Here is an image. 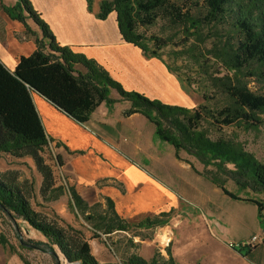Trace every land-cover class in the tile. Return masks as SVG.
Wrapping results in <instances>:
<instances>
[{
	"label": "trees",
	"instance_id": "obj_1",
	"mask_svg": "<svg viewBox=\"0 0 264 264\" xmlns=\"http://www.w3.org/2000/svg\"><path fill=\"white\" fill-rule=\"evenodd\" d=\"M93 1L86 0L88 11L92 10ZM0 7L10 19L23 24L26 37L35 43L32 53L20 56L13 70L0 61V153L33 161L41 178L38 194L43 202L57 200L67 190L70 211L78 222L73 225L35 210L31 203L34 180L19 181L16 170L3 171L0 212L12 219L20 218L45 239L24 240L20 236L24 246L50 254L53 264H60L56 250L67 263L103 264L93 255L89 244L90 239L103 237L102 242L116 256L114 262L106 264H177L171 243L164 248L165 254L154 248L152 255L144 258L136 252L132 237V251L117 255L108 242L113 233L166 225L173 208L128 219L117 213L109 197L89 205L65 176L58 184L53 166L44 154L55 148L50 146L52 138L45 131L33 94L78 124H85L102 102L111 110L115 103L128 101L130 106L122 112L123 116L142 114L154 126V138L172 145L177 159L184 160L179 152H187L203 164V174L223 194L256 206L264 246V198H241L225 187L229 178L243 190L264 193V163L227 139H212L204 128L205 123L248 127L264 123L260 116L264 114V93H255L248 86L253 80L264 81V0H99L96 18L103 20L115 12L121 38L139 47L144 56L160 59L170 71L172 68L163 59L165 48L171 47L175 61L192 58L200 73H207L214 94L223 96L222 103L211 109L202 104L189 109L126 90L96 60L60 45L29 0H16L12 6L1 2ZM28 19L39 33L29 27ZM160 20L179 29L183 38L175 42L168 35L146 37L141 29ZM112 90L117 97L111 95ZM59 145L55 143V147ZM54 157L61 168V155L55 153ZM249 252L248 248L247 255Z\"/></svg>",
	"mask_w": 264,
	"mask_h": 264
},
{
	"label": "rangeland",
	"instance_id": "obj_2",
	"mask_svg": "<svg viewBox=\"0 0 264 264\" xmlns=\"http://www.w3.org/2000/svg\"><path fill=\"white\" fill-rule=\"evenodd\" d=\"M8 1L0 0V3L11 6ZM29 2L50 26V29L53 26L57 32H60L63 22L60 21L54 9H51L50 4L55 3L57 7L62 8L65 6L66 0H29ZM98 4L99 0H94L92 10L96 9L97 11ZM0 11H2L1 7ZM27 23H30V25L28 24L30 28L33 26L37 29L30 19L27 20ZM31 29L35 31L33 28ZM141 31L145 33L146 37L163 38L168 35L175 42L183 38L179 29L172 28L169 23L162 20L152 26L142 28ZM53 33L57 35L54 30ZM137 48L141 51L139 47ZM172 53L171 47L162 50L163 59L169 63L173 71L168 70L166 65L157 59L175 78L180 91L185 95L176 98L182 102V104L177 105L189 109H196L200 104L210 109L220 105L223 96L214 94L210 88L208 77L205 76L207 73L201 74L192 58L184 57L175 61L174 53ZM110 56H112L114 64H117L123 72H127V69L114 57L115 55L110 54ZM142 56H144L143 53ZM144 57L146 59L156 58ZM150 71L153 72L154 77L157 76L153 69L149 68L148 72ZM122 84L125 85V87L122 85L124 89L143 93L148 98L153 95L159 96L155 99L160 101L164 98L148 78L137 77L136 79L132 75L130 84L127 82H122ZM248 86L255 93H264V81L256 82L253 80L248 83ZM111 95H116V92L112 90ZM203 95L206 97L205 99ZM128 103L126 101V103L123 102L119 105ZM260 116L263 118L264 114ZM136 123L137 128L141 131L142 142L147 141L150 144L156 142L153 147L159 152V165L146 163L144 165L155 171L154 174L158 176L160 184L173 195V207H171L173 212L166 225L156 227L153 230L143 228L132 229L127 233H113L108 242L117 255L121 256L124 252L132 251L129 243V238L132 237V241L137 244L136 252L142 253L144 258H147L151 249L154 248H159L165 254L164 248L168 243H171V252L177 264H264V248L261 241L249 248L250 254L248 255V248L241 250L242 247L239 246L241 241L248 239L251 235L263 236L262 228L256 217V206L250 202L232 199L223 194L221 189L203 174V164L187 152L182 150L179 152V156L189 161L194 166L195 171L188 162L177 159L172 145L154 138V127L145 118L142 117ZM204 128L212 139L219 137L227 139L250 153L257 161L264 163V123L252 127L237 123L230 126L205 123ZM157 143L161 145L159 148H157ZM55 153H57L55 149H48L44 154L53 166L56 182L60 184L62 183V175H65L57 166ZM6 170H16L19 181L23 179L34 180V195L31 203L35 210L49 218L59 217L73 225L78 224L69 208L70 196L67 190L57 200L51 202L41 200L38 194L41 178L29 157L13 158L5 153H0V173ZM225 187L241 198H264L263 192L243 190L229 178H226ZM133 234L137 235L133 236ZM33 235L26 222L20 218L12 219L0 212V240L3 241L0 243V264H25L20 257L29 264H53L54 259L50 254L27 248L19 241L20 236L26 240L32 238ZM10 245L13 249H10Z\"/></svg>",
	"mask_w": 264,
	"mask_h": 264
},
{
	"label": "crops",
	"instance_id": "obj_3",
	"mask_svg": "<svg viewBox=\"0 0 264 264\" xmlns=\"http://www.w3.org/2000/svg\"><path fill=\"white\" fill-rule=\"evenodd\" d=\"M8 2L12 6L15 1ZM86 5V0H66L62 8L55 3L50 4L63 22L60 32L51 27V31L57 33H53L56 40L73 51L96 60L114 79L130 84L132 75L136 79L148 78L164 97L161 101L172 105L182 104L176 98L185 95L164 65L157 58L146 59L136 46L121 38L115 12L101 20L95 16L96 9L88 11ZM31 28L39 33L35 27ZM24 30L23 24L10 19L3 10L0 11V61L9 70L14 69L20 56H27L35 49L33 39L26 37ZM110 54L115 55L127 72L114 64ZM149 68L157 76L154 77L153 72H148ZM113 97H117V94ZM149 98L159 96L153 95ZM33 100L45 131L52 138L50 146L55 148L63 160L61 171L89 205L98 201L104 202V197H109L117 213L128 219L168 211L173 207V195L160 184L155 171L144 165L146 163L157 166L160 158L158 150L153 147L156 142H142L141 131L136 122L145 117L140 113L122 115L130 106L129 103L119 105L126 103L120 101L108 110L102 102L85 124H78L37 94H33ZM55 143L60 145L55 147ZM159 145L157 143V148ZM31 231L34 234L32 238L45 240L37 231ZM102 241L103 237L89 240L93 255L100 263L114 262L115 254ZM56 252L60 264H69L58 250ZM152 252L151 249L147 258ZM138 254L142 256L139 251Z\"/></svg>",
	"mask_w": 264,
	"mask_h": 264
},
{
	"label": "built area",
	"instance_id": "obj_4",
	"mask_svg": "<svg viewBox=\"0 0 264 264\" xmlns=\"http://www.w3.org/2000/svg\"><path fill=\"white\" fill-rule=\"evenodd\" d=\"M258 241H262V237L260 235H251L248 239L243 240L240 242L239 246L240 247H254V244ZM232 246H234L233 244H231ZM71 264V263H69Z\"/></svg>",
	"mask_w": 264,
	"mask_h": 264
}]
</instances>
